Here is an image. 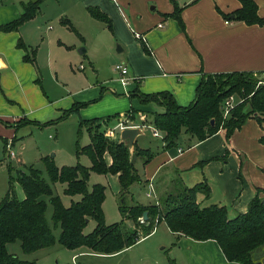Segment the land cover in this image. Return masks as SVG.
<instances>
[{"label": "crops", "instance_id": "0c3cea01", "mask_svg": "<svg viewBox=\"0 0 264 264\" xmlns=\"http://www.w3.org/2000/svg\"><path fill=\"white\" fill-rule=\"evenodd\" d=\"M27 1L0 0V25L16 19L22 12V3ZM55 1L71 24L77 26L76 34L81 41L88 34L95 38L87 57L90 62L97 56L95 50L100 61L109 58L123 62L128 67V82L123 85L116 72L118 79L109 83V92L93 87L76 95L81 100L77 101L60 79L62 68L58 54L63 43L57 29L46 25L40 62L33 46L36 43L25 31L26 25L35 22L37 14L17 30H0V139L3 145L9 140L14 142L15 131L25 125L66 119L70 115L66 111L75 103L85 105L97 101L94 104H99L104 99H116L117 105L112 109L89 113L82 119L111 116L104 128L126 113L136 122H140L141 117L148 122L151 113L160 108L151 102L141 103L136 91L145 94L169 91L178 105L187 106L195 98L202 73L247 71L256 74L264 70V25L235 20L233 12L241 7L239 0ZM254 1L258 15L264 20V0ZM44 2L38 12L44 9L41 8ZM88 7H96L106 14L110 27L92 17ZM176 9L183 28L172 15ZM56 39L60 44H54ZM116 42L117 50L114 49ZM86 51L90 52L89 48ZM86 51L79 49L80 54ZM45 69L51 75L48 86L44 83ZM262 137L264 120L259 122L255 117H248L228 140L222 129L201 141H194L183 133L177 144L169 147L145 128L134 143L149 149L153 156L143 163L142 157L131 155L141 177V182L135 185L149 190L152 183L157 193H162L173 178L180 179L186 186L204 183L209 192L207 195L203 191L197 193L199 205H223L233 217L245 212L257 193L264 196ZM117 138L121 141L119 134ZM179 148L183 151L178 152ZM104 158L110 165V155L105 153ZM103 175L118 195L117 174ZM127 199L135 201L132 190ZM166 228L178 264H240L228 261L212 239L177 236ZM252 257L255 262L264 264V246L255 249Z\"/></svg>", "mask_w": 264, "mask_h": 264}, {"label": "trees", "instance_id": "16d2710c", "mask_svg": "<svg viewBox=\"0 0 264 264\" xmlns=\"http://www.w3.org/2000/svg\"><path fill=\"white\" fill-rule=\"evenodd\" d=\"M43 1L28 0L22 3L20 15L0 25V30H17L37 14ZM239 1L241 7L233 12L235 20L264 25L254 0ZM88 11L92 17L110 27L106 14L96 7H88ZM172 15L183 28L179 10L176 9ZM62 22L77 33L68 19ZM259 74L247 71L202 73L195 98L187 106L178 105L169 91L149 94L136 91L135 95L141 103L151 102L160 108L151 113L148 122L162 132V139L168 147L176 145L183 133L194 141H201L222 129L228 140L248 117H255L259 122L264 120V83H258ZM231 95L236 104L224 115V102ZM83 105L75 103L66 113L78 111ZM110 118L80 121V126L84 125L88 130L90 142L77 148V154H87L90 166L78 163L58 167L51 157L45 156L42 161L48 179L44 177L43 170L34 164L18 169L17 182L24 197L17 198L9 183L8 190L0 200V264H36L8 251L7 245L15 241L20 242L22 252L27 254L56 243L69 249L86 247L98 254L116 253L149 235L161 221L177 236L216 241L228 261L255 264L252 252L264 246V196L257 193L245 212L230 217L223 205H199L197 193L203 191L207 195V185L186 186L180 179L173 178L162 193H157L154 186L153 202L127 203L132 185L141 182L131 155L140 156L143 163H147L153 153L138 147L136 143L131 150L118 138H106L101 126L108 125ZM260 140L264 142V137ZM105 153L111 157L110 165L106 164ZM91 172L117 174V204L123 217L119 222L105 223L102 210L105 186L95 183L88 189ZM58 182L65 184L64 194L80 195V198L65 206L54 191L53 185ZM48 204L51 205L50 220L46 216ZM144 212H147L146 223L140 221ZM87 220H94L95 226L84 233ZM126 221L133 224L132 229L126 225Z\"/></svg>", "mask_w": 264, "mask_h": 264}, {"label": "rangeland", "instance_id": "374dc122", "mask_svg": "<svg viewBox=\"0 0 264 264\" xmlns=\"http://www.w3.org/2000/svg\"><path fill=\"white\" fill-rule=\"evenodd\" d=\"M41 8L44 9L37 13L35 22L29 23L25 27L26 35H29L30 39L36 43L33 46L36 48L39 62L43 55L44 42H42V37L47 25V28L57 29V32L60 33V43H63L61 53L58 54V62L61 63L62 68L60 79L68 86L69 91H71L70 95L74 96L75 100L81 101L77 99L76 95L84 90L100 87V89L107 92L109 90L107 86H110L109 83L118 79L114 65L121 61L109 58L100 61V56L95 50L94 54L97 56L93 58L94 62H90L87 57L91 54L95 38L88 34L81 41L75 31L62 22V18L66 19L68 17L61 12V8L55 0H45ZM44 11L45 13H43ZM69 21L71 20L69 19ZM73 26H75L76 30L78 29L75 24ZM74 42L79 43L78 46H74ZM60 43L56 39L54 44ZM66 45H68V48L65 47ZM117 47L118 43L116 42L114 49L117 50ZM80 48H84L85 51L89 48L90 52L86 51L80 54ZM71 51L73 53H70ZM43 71L44 83L48 86L47 81H51V75L47 69ZM58 94L62 95V92ZM100 100L101 98L98 99V102ZM96 102L85 103L78 111L71 112L66 119L57 123L29 124L16 130V138L12 145L15 157L12 159L9 158L8 152L0 139V200L8 190L9 183L12 184L17 198L23 196L22 188L17 182L18 169L22 168L23 165L34 164L43 170L44 177L48 179L42 161L45 156L51 157L58 167L63 165L74 166L78 163L83 166H90L91 161L87 154H77V148L83 147L90 142L88 130L84 125L80 126V121L87 117L89 113L105 111L117 105L116 99H104L101 103L94 104ZM112 124L114 125L115 123L110 122L109 126ZM103 128L104 125L102 124L101 129ZM95 183H101L105 186V196L102 204L105 223L112 224L122 220L123 217L117 204L118 195L115 194L112 186L107 183L104 175L91 172L88 180V189ZM137 186L133 184L131 187L135 198L134 202L148 204L155 200L153 196H147L148 190L146 187ZM53 187L65 206H68L72 200L75 201L80 198V195L69 196L64 194L65 184L63 183H55ZM126 202L132 203L129 199ZM46 216L50 220V204H48ZM126 225L130 229L133 228V224L130 221H126ZM94 226V220L88 221L83 232H90ZM7 249L9 252L17 254L20 258L34 261L36 264H178L175 251L171 246V235L163 221L156 224L151 234L142 237L133 245L112 254L93 253L86 247L69 249L58 243L41 251L27 254L22 252L19 241L9 243Z\"/></svg>", "mask_w": 264, "mask_h": 264}, {"label": "built area", "instance_id": "2783aa9c", "mask_svg": "<svg viewBox=\"0 0 264 264\" xmlns=\"http://www.w3.org/2000/svg\"><path fill=\"white\" fill-rule=\"evenodd\" d=\"M226 23L228 21H225ZM161 26V24H159ZM114 70L118 73L119 75V81L125 85L128 80H127V73H128V67L123 63L119 62L114 65ZM260 80L258 83H264V70H262L259 74ZM236 104L235 98L233 95L229 96L223 106V114L226 115L228 112L234 107ZM127 127H138L140 129V132L144 130L145 128L150 130V133L154 137H159L162 138V132L158 130L156 127L151 125L147 120L143 119L142 117L140 118V122H136L134 118H132L129 114H124L123 116H120L117 118L116 122L112 126H107L103 129V134L106 138L109 139H116V134H119L120 130L123 128ZM118 131V132H117ZM12 141H7L5 142V148L8 152L9 158H14L15 157V152L12 150ZM183 150L181 148L178 149V152H182ZM147 196L149 197H155L154 194V186L152 183L149 184V190L147 192ZM141 222H143L142 216L140 217Z\"/></svg>", "mask_w": 264, "mask_h": 264}, {"label": "water", "instance_id": "95a60500", "mask_svg": "<svg viewBox=\"0 0 264 264\" xmlns=\"http://www.w3.org/2000/svg\"><path fill=\"white\" fill-rule=\"evenodd\" d=\"M213 123V120H211ZM140 134V129L138 127H127L123 128L119 132V137L121 141L127 144V146L132 149L135 138ZM264 202V199L262 200ZM143 222L147 221V212H144L142 215ZM88 221V220H87ZM255 264H261V262H255Z\"/></svg>", "mask_w": 264, "mask_h": 264}]
</instances>
